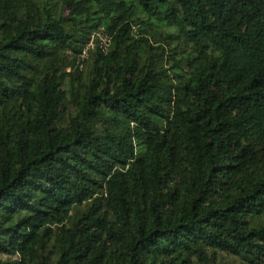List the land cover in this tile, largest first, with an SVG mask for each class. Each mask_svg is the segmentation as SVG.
<instances>
[{
	"label": "trees",
	"instance_id": "trees-1",
	"mask_svg": "<svg viewBox=\"0 0 264 264\" xmlns=\"http://www.w3.org/2000/svg\"><path fill=\"white\" fill-rule=\"evenodd\" d=\"M0 264H264V0H0Z\"/></svg>",
	"mask_w": 264,
	"mask_h": 264
},
{
	"label": "built area",
	"instance_id": "built-area-1",
	"mask_svg": "<svg viewBox=\"0 0 264 264\" xmlns=\"http://www.w3.org/2000/svg\"><path fill=\"white\" fill-rule=\"evenodd\" d=\"M98 42L100 45V48L104 51L107 52L108 48L111 44V40L109 38V36L106 34L105 30H100L98 31L96 34H94L89 42V44L87 45V47L84 49L81 57L82 59H85L88 57L89 55V51L94 49L95 47V43Z\"/></svg>",
	"mask_w": 264,
	"mask_h": 264
}]
</instances>
